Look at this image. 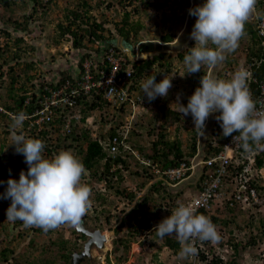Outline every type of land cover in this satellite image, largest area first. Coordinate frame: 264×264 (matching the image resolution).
Returning <instances> with one entry per match:
<instances>
[{
    "label": "rangeland",
    "instance_id": "rangeland-1",
    "mask_svg": "<svg viewBox=\"0 0 264 264\" xmlns=\"http://www.w3.org/2000/svg\"><path fill=\"white\" fill-rule=\"evenodd\" d=\"M75 1L55 0L48 6L37 5L39 8L36 12L35 9H32L31 4L27 3L28 0H12L9 7L0 3V66L5 70L7 80L11 81L12 75L19 76L21 80L25 81L24 84L27 83V87L32 88V84H39L42 80L55 82L59 73L62 74L63 71L68 73L72 68L74 69L75 60L84 55L90 56L95 62H101L104 53L98 51L96 45L76 50L72 46L71 36L60 37L55 33L58 22H66L65 8L68 5L71 8L76 7ZM88 2L94 6L91 13L98 21L104 22L105 27L113 32V35L118 32L116 25L117 23L121 24L125 12H129L131 21H140L143 24L138 38L134 34L131 35L133 38L131 46L126 45L124 37L122 38L120 35H117L116 45L132 59L135 57L147 59L165 53L171 62L169 71L166 66H153L148 73L156 74L157 82L161 81L166 74L169 77L176 74L168 96H158L152 101L148 100L141 89V82L148 78V74H146L137 82V89L135 88L143 100L141 104L134 107V114L130 115L126 111L123 116H118L115 111L112 112L110 109L108 115L115 116L109 119L114 123L100 124L98 130H90L91 135L94 137L101 136V133L106 134L110 124H118L122 128L130 120L135 124L132 135L134 136L132 139L135 141L131 142V145L134 146L136 152L142 151L144 154L152 153V142L159 138L160 132L166 134L167 140L180 139L186 152L191 150L194 140H196L197 149L206 148L211 142L216 144L220 142L219 137L223 130L215 119L217 113H213L206 120L205 133H198L194 128L192 116L189 114L183 117L177 111L178 105L174 102L179 94L181 102L187 105L188 98L199 86L200 79L204 74H210L220 79H229L238 69L247 71L249 68L247 65L249 47L255 44L250 36L247 38L244 36L240 40L238 48L226 54V59L222 64L213 67L204 66L195 74L181 77L179 73H184L186 69L183 64L184 57L180 58L179 54L182 53L185 56L189 49L195 46V41L190 34L196 17L189 15V9L203 4L206 0H88ZM259 6L264 9V0H257V13L260 12ZM33 11V15L38 18V21L34 18L30 20L32 23L29 26L33 28V31L27 34L16 32L13 29L15 22L26 21L27 15ZM254 14L249 19L252 25H255ZM41 15L43 17H39ZM7 32H11V40H9ZM21 35H24V42L21 44L26 50L24 49L22 52L23 55L19 63L12 54L16 49L14 41ZM166 35H173V40L165 42L163 36ZM145 44H148V48H142ZM28 75H33V78L29 80ZM163 105L176 111L177 115H171L169 121L162 119L161 106ZM8 124L6 126V123L3 122L0 125V181L3 182L6 179L2 176V167L8 162L5 157L12 156V160L15 162L21 160L15 155V145H10L12 130L11 123L8 122ZM7 130L9 133L6 132ZM149 131L151 134H148ZM66 144L69 145V141ZM70 150L74 151V149ZM125 159L130 163V166L128 169H122L123 177L119 181H114L116 176L111 183L107 179L98 181L89 176L83 178V181L91 189L92 200V208L83 216L86 226L89 229L99 228L104 231V235L110 233L112 247L105 245L106 247L102 251L93 248V257L82 264H184L185 259L180 257L181 249L178 253L172 250L170 246L166 245L168 236L163 239L159 238L154 228L163 218L171 215L176 201L185 198L184 193L191 195L197 191L193 185L187 184L193 179L183 181L180 186L175 188L177 192L180 191V194L175 198H171L169 195L164 199L163 196L158 197L154 193V199L149 195L147 204L150 206L151 213L157 214L156 218H153V226L148 232L135 233L127 227L125 217L128 213H134L132 211L134 206L150 191L154 179L149 178L148 169L136 165L132 156L126 155ZM12 174L17 177V180L19 179L20 172ZM253 176L258 178L257 185L259 188L261 187L260 193L264 197V164L261 169L254 171ZM130 192L135 193L132 201L128 197ZM6 200L11 203L10 199L0 202V210L4 212V216L0 219L1 264H46L49 260L61 262L60 254L65 249L79 250L82 247L85 238L81 237V233L76 231L75 226L63 225L58 229L45 232L39 227H25L19 220L8 221L6 212L10 203L7 204ZM101 209L102 211H99ZM215 215L219 220L214 224L221 239L215 245L211 243L207 259L211 260L214 255L221 254L224 262H232V264H264V204L245 210H218ZM123 220H125L124 225L122 224ZM171 236L176 238L175 235ZM64 240H67L66 243ZM5 249L8 250L5 254L6 257L3 256ZM201 264L207 263L205 261Z\"/></svg>",
    "mask_w": 264,
    "mask_h": 264
},
{
    "label": "clouds",
    "instance_id": "clouds-1",
    "mask_svg": "<svg viewBox=\"0 0 264 264\" xmlns=\"http://www.w3.org/2000/svg\"><path fill=\"white\" fill-rule=\"evenodd\" d=\"M54 1L40 0L41 3L38 5L41 7L43 5L48 6L53 4ZM27 3L31 4L35 12L38 11L37 8L39 6L36 5L34 8L30 0ZM256 5L257 0H206L203 4L190 8L189 15L196 17L190 34L191 38L195 41V46L191 47L189 52L184 56L183 64L186 71L179 73V75L185 77L186 75L199 72L204 66L213 67L222 64L226 59V54L238 48L240 40L245 35L246 23L256 12ZM34 11L30 12L27 17L34 14ZM44 13L46 14V11ZM36 17L34 16L33 18L35 19ZM39 17L43 16L41 15ZM36 20L38 21V18ZM117 35L119 36L120 34L118 32L114 33V39H116L114 46H107L108 49L105 50L106 45L104 44L105 47L102 53L113 48L118 56L124 55L129 61L142 60L139 57L132 59L125 55L123 49L121 50L116 45V41L118 40ZM120 36L123 38L122 35ZM70 40L72 43L73 37ZM129 41H125V43L131 46L133 44V38H130ZM75 49L77 50V48ZM137 53L139 54V52ZM87 57V59H91L90 56ZM82 58L83 56L75 60L74 69L68 70V73L65 71L62 74L59 73V77L55 82L42 80L39 84H32V88L27 87L29 90V97L25 101L27 105L19 113L8 111L0 106V110H3L9 117L7 122H5L6 126L9 125L8 122L11 123L12 143L10 145H15V152L19 154L15 155L18 157L20 154L23 155L20 157L21 160L19 162H25L26 164H23L27 166V168L20 172L18 180L15 178L8 179L5 192L0 194V198L11 200L6 212L7 220L10 222L19 220L23 222L25 227H39L45 232L58 229L63 225L75 226L76 231L80 232L81 237H84L85 240L79 250L65 249L62 254L69 257L74 256L76 252H82L86 242L90 238L86 233L79 231L77 225L82 221L83 225L89 229L86 226V220H84L83 216L92 208V200L91 189L83 181V177L87 171L84 164L71 150H65L64 148L55 150V145L60 142L61 138L72 132L73 129L79 135L82 132H87V135L92 139L96 138L102 142L104 149L108 153L103 140L109 141L110 129L115 127L117 133L118 129L125 130L130 126L128 131L130 135L129 144L133 151L131 153L123 151L122 153L132 156L135 159L136 165L139 162L140 167L147 166L149 172L151 171V165L141 162V159L148 160V162L152 161L147 156L149 153L144 154L142 151L136 152L134 146L131 145V142L134 143L135 141L132 139L134 137L132 135L135 124L130 120L122 128L120 127L121 125L110 124L108 132L104 134L106 137L103 138L101 136L93 137L90 133V130H98L99 125L104 122L105 124L114 123L109 119L115 116L108 115L110 109H112V112L115 111L117 115L121 114L123 116L126 111L130 115H133L134 107L123 106L124 110L122 111V108L121 110H115L109 104L104 108L93 109L90 113L84 115L79 100V108L76 107L75 109L66 104L49 107L45 103L46 97L51 94L50 90L59 88L65 84L66 80H73V76L82 70L79 65ZM84 63L85 61L83 62V66ZM175 75L169 77L166 74L159 82L156 80V75L149 76L141 82L142 93L149 101L155 100L158 96L167 97L169 90L173 86L172 80ZM246 81L247 72L244 69H238L229 79H220L210 74H204L200 79L199 86L196 87L194 93L188 98L187 105L181 102L179 94L174 103L178 105L177 111L183 117L189 114L192 116L195 125L194 128L198 133H205L206 120L213 113H217L215 119L220 123L223 130L222 134L225 137L232 136L233 143L240 144L247 153H251L254 150L262 151L264 150V108H257L256 101L253 99ZM136 86L137 83H135L133 89L136 95L139 96L135 89ZM139 97L143 100L141 96ZM31 103H34V106H31ZM139 104L141 103L138 102L137 105ZM27 106H30L31 112H27ZM48 107L49 109H47ZM59 108L62 109L65 116H63V124L60 125L61 127L57 130V133L54 132V128L49 123L55 116L43 123L34 121L41 116H45L50 109H54L57 114ZM69 111L77 112L76 114H80L82 117L80 121L77 118H73L71 125L67 128L66 117ZM91 117L94 118L92 122L87 121ZM26 124H29V126H26ZM46 127L52 132L50 134L52 138L48 136L50 138L49 142L53 144L51 154H48L41 137H38L40 130ZM6 132L9 133L8 130ZM233 133H236V135L233 136ZM67 141L69 140H65L63 144L65 145ZM77 143L75 142L76 151L79 148L76 147ZM80 143L83 147H86V143L83 140ZM136 153L140 159L135 155ZM112 168L115 170L117 167L113 166ZM156 178L157 175L150 179ZM154 182L156 181L153 180ZM0 183H3V181H0ZM163 187L166 188L164 185ZM133 199L134 197L130 200L132 201ZM99 211H102V209ZM97 229L99 228L89 230L95 231ZM154 229L156 230V235L161 239L165 236L175 235L180 243V257L185 259L183 261L184 264H201L205 262L202 260L201 254L205 253L207 256L210 250H207L208 253L203 251L195 262L192 259V257L198 255V249L195 246L197 241L201 243L208 242V246L211 248V243L215 245L221 239L216 225L208 216L198 214L194 207L183 202H178L177 206L171 210V215L163 218ZM101 232L104 233L102 230ZM66 241L64 240V243ZM105 245L103 248H99L97 244H92L91 257H85L80 264L93 257V248L102 251L105 249ZM62 254H60L61 261L65 259Z\"/></svg>",
    "mask_w": 264,
    "mask_h": 264
},
{
    "label": "trees",
    "instance_id": "trees-1",
    "mask_svg": "<svg viewBox=\"0 0 264 264\" xmlns=\"http://www.w3.org/2000/svg\"><path fill=\"white\" fill-rule=\"evenodd\" d=\"M33 7L35 8L36 5H38L40 0H30ZM0 3L2 5H6L9 7L12 3V0H0ZM24 3H26L24 1ZM74 8L69 7V5L65 8V18L66 22L60 21L57 24L56 34L60 37L65 36H72L73 42L72 45L75 48H87L92 47V45H96V49L98 51H102L105 47V50H107L108 47L114 46V42L116 39H114L113 32H110L107 27H105V23L102 21H98L97 18L91 13L94 6L93 4L89 3L88 0H76L75 1ZM34 15L31 14L26 18V21L24 22H15V26L13 29L16 32L27 34L31 33L33 31V28L29 25L32 23L30 20H33ZM36 19V18H35ZM143 28V24L140 21H131L130 20V14L129 12H125L124 18L120 23H117L116 29L120 35H122L125 39V41L130 42L131 35L134 34L135 37L138 36V33H140L141 29ZM7 36L9 37V40L12 39L11 32H7ZM250 36V39L252 42H255L254 46L249 47V52L247 56V65L248 69L251 70V73L253 76H256L260 79L264 77V45H263V39L259 36L256 24L252 25L249 21L246 23L245 26V35ZM138 38V37H137ZM136 38V39H137ZM173 35H166L163 36V40L165 42H170L173 40ZM88 42H85V41ZM24 42V35L18 36L14 44L15 51L13 52L12 56L14 59H17V61L20 63V58H22V52L25 48H23V45L21 44ZM58 43V42H57ZM105 44V45H104ZM142 48H148V44H145L142 46ZM26 50V49H25ZM179 57H184L182 53L179 54ZM87 55H84L81 59L79 65L81 69H84L83 62L87 59ZM171 58V56H169ZM9 63V62H7ZM128 63L133 64V71H132V78L135 81V83L139 82L146 74L149 73V70L153 66H166L167 70L169 71L170 67V60L167 58V55L165 53H160L157 55H154L151 58L142 59L138 61H128ZM111 64L106 60L104 63L99 65L100 69L109 70ZM27 67H29V64H27ZM125 68V67H124ZM94 71V70H93ZM9 73V72H8ZM122 73V72H121ZM120 73V74H121ZM12 74V73H10ZM149 76H154L156 74H148ZM147 75V77H149ZM29 80L33 78V75H28L27 77ZM158 79V76L156 75V80ZM25 81L21 80L19 76H11V81L7 80V75L5 73V70L2 66H0V106L2 108L7 109L8 111H15L16 113H19L23 107H25L26 99L29 97V90L26 86L27 83H23ZM9 84V85H8ZM252 87H254V84H252ZM17 89V90H16ZM137 89V88H136ZM5 90V91H4ZM46 91V90H44ZM256 93V89H253ZM256 95V94H255ZM99 100L95 102L96 98L87 99V96H78L77 99L79 100V103L82 105L83 113L84 115H87L90 113L91 110L96 108H104L108 106L110 103L107 100H104L100 94L97 95ZM142 99L139 97L138 102H140ZM34 103H31V106ZM27 112H31L30 106L26 107ZM124 108H122V111ZM161 118L165 121H169V117L171 115H177V112L170 109L166 105L161 106ZM58 113L55 115L54 119L51 120L50 125L52 128H54V132L57 133V130L61 127L60 125L63 124V116H65V113L62 111L61 108H59ZM119 114L118 116H120ZM8 115L4 113L3 110H0V125L3 124V122H7ZM164 123V122H163ZM26 126H29V124H26ZM4 127V125H3ZM50 127V126H49ZM116 128L113 127L109 131V139L112 138L114 134H116ZM223 132V131H222ZM221 132L220 142L217 143L215 147H212L213 143L211 142L209 146L214 151H219L221 149V146L223 144V140L227 139L228 137H225ZM51 130L49 128H45L40 130L38 137H41V140L43 141L45 145V150L48 152V154H51L53 149L52 145L49 141V137L51 134ZM148 134H151V131L148 132ZM49 136V137H48ZM101 137H106L104 134H101ZM158 137V136H157ZM166 134L164 132L159 133V138L153 140V146H152V153L147 154L152 159L153 164H157V167L159 169L164 170L170 167L178 166L180 161L183 160V158L187 155H193L195 151L197 150L196 140L192 143V148L189 152H186L182 147V142L180 139L176 140H167ZM65 140H69L70 144H63ZM83 140L84 143H86V147H83V145L80 143V141ZM75 142H78L76 144L77 151L75 149ZM46 143V144H45ZM62 149L70 150L74 149L73 154L84 164L86 168V175L83 178L91 177V179H97L98 181L107 179L110 183L112 179L116 176V180L119 181L122 176V169L129 168L130 163L123 158L120 154L117 155V157L113 158L112 156L108 155L107 151L103 147V143L100 142L96 138H91L89 135H87V132H82L80 135L78 132L73 129L72 132L61 138L60 142L55 145L56 149ZM17 154V153H16ZM19 155V154H17ZM23 155L20 154L19 157ZM5 159L8 161L4 167H2V176L6 179L3 183H0V194L4 193L7 188V181L9 178H15L16 176H13V172H21L25 168H27L26 165H24L22 162H15V160H12V156L5 157ZM258 167H262L264 164V159L259 158L258 159ZM3 164V163H2ZM1 164V166H2ZM139 167L141 166L139 162H137ZM137 165V166H138ZM117 167L115 170L112 167ZM143 169H148L147 166H142ZM137 172V171H136ZM149 178H153L156 176L154 172H148ZM258 179V178H257ZM112 185V184H109ZM6 187V188H4ZM259 188V186L257 185ZM261 188V187H260ZM259 188V192H260ZM165 192L166 194H164ZM154 193L157 194V196H163L162 198L165 199L166 196H169L170 193L167 189L163 188V182L160 180H157L156 182L152 183L150 191L147 192V195L143 197L139 202H137L136 207L133 208V214L128 213L125 217L127 222V227L131 229V231H134L135 233H141V232H148L150 228H152L153 218L157 215L156 213H151L150 206L147 204L148 196H153ZM171 198L174 197V195H170ZM130 199L135 197L134 192H130L129 196ZM155 199V198H154ZM5 199L0 198V202L4 201ZM6 203L9 204V200H6ZM158 205V204H156ZM228 210H235L232 208H229ZM198 214H204L208 216L213 223H216L219 219L216 215H209L207 211L204 209H201L197 212ZM4 216L3 210H0V219ZM156 218V217H155ZM122 224H125V220H123ZM122 227V226H121ZM106 236V246L110 247L111 245V239H110V233L105 234ZM207 243V242H206ZM166 245L170 246L172 250H174L176 253L179 252L180 249V243L178 240L172 236H168L166 238ZM8 250L5 249V252H3V256L6 257V252ZM63 255V254H62ZM221 254H216L211 260H208L205 253L201 254V258L203 261H206L207 264H232V262H224L222 260ZM69 256L63 255V258L67 259ZM1 264V263H0ZM9 264V263H5ZM46 264H59L55 260H49L46 262Z\"/></svg>",
    "mask_w": 264,
    "mask_h": 264
},
{
    "label": "built area",
    "instance_id": "built-area-1",
    "mask_svg": "<svg viewBox=\"0 0 264 264\" xmlns=\"http://www.w3.org/2000/svg\"><path fill=\"white\" fill-rule=\"evenodd\" d=\"M259 11V13L255 12L253 18L264 45V9L259 6ZM106 60L111 64L109 70L100 69L99 65ZM128 61L124 55L118 56L113 48L104 52L101 62L86 59L84 69L74 75L73 80H66L65 84L59 88L50 90L51 94L46 97L45 103L49 107L66 104L75 109L79 108L77 99L79 95L87 96V99H99L97 95L100 94L102 98L110 102V106L115 110H121L123 106L135 107L139 96L133 89L135 85L132 78L133 64ZM246 72V82L256 101L257 108H264V77L260 79L253 76L250 69ZM252 84L255 88L252 87ZM253 89H256V93ZM76 113L69 111L66 117L67 128L71 125L73 118L80 121L82 116ZM55 114V110L50 109L45 116L34 121L43 123L52 119ZM92 119L94 118H88L87 121L92 122ZM128 127L130 128V126ZM129 128L118 129L108 142L103 140L108 154L113 158L118 154H122L126 158L122 152L131 153L133 151L129 144ZM234 135L236 133H233ZM216 145L213 143L212 147ZM135 155L140 159L137 153ZM259 158L264 159V150L247 153L240 144L233 143L232 136H229L223 140L219 151H214L209 145L206 148H198L193 155L185 156L178 166L161 170L157 164L148 162V160L141 159V162L151 165L150 172L157 175L154 181L161 180L170 195H174V198L180 194V191L177 192L175 188L180 186L183 181L192 178L193 180L187 184L193 185L197 191L191 195L184 193L185 198L176 201L175 207L178 202H183L190 204L197 212L204 209L209 215H214L218 210L229 208L245 210L264 204V197L257 187L258 179L253 176L254 171L259 169L257 165ZM208 245V242L197 241L195 246L198 249V255L192 257L194 262L203 251L208 253L207 250H210ZM205 248L206 250H204Z\"/></svg>",
    "mask_w": 264,
    "mask_h": 264
},
{
    "label": "water",
    "instance_id": "water-1",
    "mask_svg": "<svg viewBox=\"0 0 264 264\" xmlns=\"http://www.w3.org/2000/svg\"><path fill=\"white\" fill-rule=\"evenodd\" d=\"M77 229L89 235L90 238L86 242L85 248L82 252L74 253L72 264H80L85 257H91V245L95 243L99 248H103L106 240V236L101 232V230L97 229L95 231H91L83 225L82 221H80L77 225Z\"/></svg>",
    "mask_w": 264,
    "mask_h": 264
},
{
    "label": "flooded vegetation",
    "instance_id": "flooded-vegetation-1",
    "mask_svg": "<svg viewBox=\"0 0 264 264\" xmlns=\"http://www.w3.org/2000/svg\"><path fill=\"white\" fill-rule=\"evenodd\" d=\"M72 259H73V256H70L69 258L67 259H64L63 261H61L59 264H72Z\"/></svg>",
    "mask_w": 264,
    "mask_h": 264
},
{
    "label": "bare ground",
    "instance_id": "bare-ground-1",
    "mask_svg": "<svg viewBox=\"0 0 264 264\" xmlns=\"http://www.w3.org/2000/svg\"><path fill=\"white\" fill-rule=\"evenodd\" d=\"M110 246L112 247V244Z\"/></svg>",
    "mask_w": 264,
    "mask_h": 264
}]
</instances>
